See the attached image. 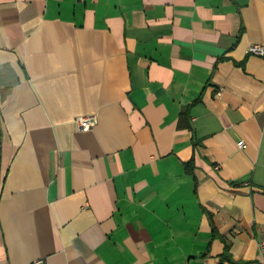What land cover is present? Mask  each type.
<instances>
[{
  "label": "crops",
  "instance_id": "crops-1",
  "mask_svg": "<svg viewBox=\"0 0 264 264\" xmlns=\"http://www.w3.org/2000/svg\"><path fill=\"white\" fill-rule=\"evenodd\" d=\"M254 43L264 0H0V264H264Z\"/></svg>",
  "mask_w": 264,
  "mask_h": 264
},
{
  "label": "built area",
  "instance_id": "built-area-1",
  "mask_svg": "<svg viewBox=\"0 0 264 264\" xmlns=\"http://www.w3.org/2000/svg\"><path fill=\"white\" fill-rule=\"evenodd\" d=\"M248 51L254 54H263L264 47L258 43L251 44L248 47ZM220 91H217L219 94ZM75 125L82 130H88L91 127L95 126L97 123V117L95 115H78L74 118ZM238 146L243 147L244 142L242 140L237 142ZM261 246L264 247V243H261ZM34 264H43L40 260L35 261Z\"/></svg>",
  "mask_w": 264,
  "mask_h": 264
},
{
  "label": "trees",
  "instance_id": "trees-1",
  "mask_svg": "<svg viewBox=\"0 0 264 264\" xmlns=\"http://www.w3.org/2000/svg\"><path fill=\"white\" fill-rule=\"evenodd\" d=\"M222 258H223V259H229V255H228L227 250H226L225 253L223 254Z\"/></svg>",
  "mask_w": 264,
  "mask_h": 264
}]
</instances>
